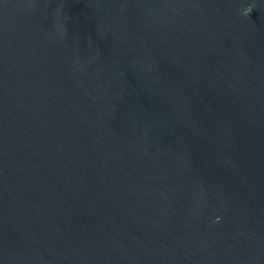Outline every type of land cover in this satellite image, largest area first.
<instances>
[{
    "label": "water",
    "instance_id": "obj_1",
    "mask_svg": "<svg viewBox=\"0 0 264 264\" xmlns=\"http://www.w3.org/2000/svg\"><path fill=\"white\" fill-rule=\"evenodd\" d=\"M0 264H264V0H0Z\"/></svg>",
    "mask_w": 264,
    "mask_h": 264
}]
</instances>
